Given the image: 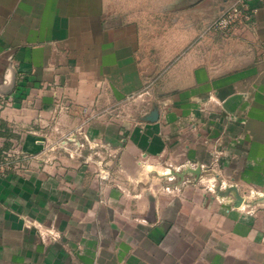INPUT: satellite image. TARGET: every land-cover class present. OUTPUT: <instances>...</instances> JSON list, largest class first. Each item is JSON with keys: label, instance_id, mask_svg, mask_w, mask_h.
Wrapping results in <instances>:
<instances>
[{"label": "crops", "instance_id": "crops-1", "mask_svg": "<svg viewBox=\"0 0 264 264\" xmlns=\"http://www.w3.org/2000/svg\"><path fill=\"white\" fill-rule=\"evenodd\" d=\"M225 2L0 0V264H264V0Z\"/></svg>", "mask_w": 264, "mask_h": 264}, {"label": "built area", "instance_id": "built-area-1", "mask_svg": "<svg viewBox=\"0 0 264 264\" xmlns=\"http://www.w3.org/2000/svg\"><path fill=\"white\" fill-rule=\"evenodd\" d=\"M251 2L252 0H226L218 17L208 25V33H221L229 36L234 34L239 27L248 25L253 18ZM85 139L90 144L88 138L85 137ZM68 142H73L77 151L85 146V144L75 141L72 136L64 142V146H67ZM12 158V151L0 155V168L10 165ZM99 175L102 180L110 178L109 171L101 170Z\"/></svg>", "mask_w": 264, "mask_h": 264}, {"label": "rangeland", "instance_id": "rangeland-1", "mask_svg": "<svg viewBox=\"0 0 264 264\" xmlns=\"http://www.w3.org/2000/svg\"><path fill=\"white\" fill-rule=\"evenodd\" d=\"M66 137H71V136H66ZM83 142H81L82 144ZM91 148L90 145L89 146H84V147H81L79 149V152L84 155L85 152L87 151V149ZM96 148V147H94ZM93 148V149H94ZM0 155H2L4 152H8V151H12V154H13V158L11 160V164L10 165H4L2 168H0V175L2 174H7L8 172H15L17 173L20 169H22L24 163H22V161L24 160V156H26V154L23 152V148L22 147H14V148H7L6 145H2V147L0 148ZM60 149H62L64 152H68V151H71V150H75V148H72L70 146H65V147H61L60 146V131H51L47 134L46 136V142H45V145H44V149H43V152L45 153L46 155V161L48 162H51L54 160V156H58L60 155ZM98 163V164H97ZM97 163H94L95 165V169H96V172H99L101 170H105V171H109L110 172V169H109V166L104 163V162H97ZM102 180V179H101ZM103 181V180H102ZM107 181V180H106Z\"/></svg>", "mask_w": 264, "mask_h": 264}, {"label": "water", "instance_id": "water-1", "mask_svg": "<svg viewBox=\"0 0 264 264\" xmlns=\"http://www.w3.org/2000/svg\"><path fill=\"white\" fill-rule=\"evenodd\" d=\"M237 197L239 198V202L237 203V205L239 206L242 203V198H240V196L237 195Z\"/></svg>", "mask_w": 264, "mask_h": 264}]
</instances>
